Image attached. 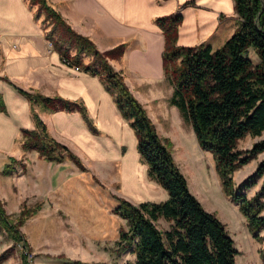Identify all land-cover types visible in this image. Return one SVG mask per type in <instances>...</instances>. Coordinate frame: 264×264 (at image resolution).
<instances>
[{"label": "crops", "instance_id": "0c3cea01", "mask_svg": "<svg viewBox=\"0 0 264 264\" xmlns=\"http://www.w3.org/2000/svg\"><path fill=\"white\" fill-rule=\"evenodd\" d=\"M48 2L74 30L93 40L100 51L126 45L124 55L112 59L111 64L124 76L130 90L148 110L157 127L155 114L166 121L174 115L181 124L176 106L171 104L174 86L165 75V35L157 19L181 15L183 22L178 45L192 47L205 44L214 50L232 37L241 22L235 0ZM46 34L44 18H38V6L30 0H0V98L4 105L3 109L0 108L1 161L11 157L25 165V192L47 201L41 214L42 230L47 232L46 229L57 225L63 238L60 250L73 258L83 256L80 258L93 263L135 262L136 255L130 251L116 255L121 230L127 227L125 219L112 212L108 217L106 213L99 212L76 213L70 207L75 198L79 167L70 159L48 161L38 151L27 152L22 146V132L36 129L37 113L51 136L79 157L100 159L110 168L118 163L122 168L120 177L126 184L123 195L129 201L139 204L168 199L165 189L149 176L148 166L140 163L142 158L136 132L122 116L104 77L87 71L83 66L77 71L76 64L66 63ZM252 53L257 55L253 49L251 58ZM92 59L83 55L85 64ZM257 59L255 63L260 62V58ZM31 94L77 102L86 108L88 120L78 110L51 111L42 104H36L34 108ZM14 172H17L16 168ZM128 172L135 176L133 183L128 181ZM10 178L13 181L19 177ZM148 193L157 198H148ZM50 202L56 203V208H60L57 203L64 202L68 210L53 209ZM108 229H113L111 234L116 235L110 248H100L88 236H107Z\"/></svg>", "mask_w": 264, "mask_h": 264}, {"label": "trees", "instance_id": "16d2710c", "mask_svg": "<svg viewBox=\"0 0 264 264\" xmlns=\"http://www.w3.org/2000/svg\"><path fill=\"white\" fill-rule=\"evenodd\" d=\"M241 22L239 28L219 49L205 44L178 45L179 29L183 17L172 14L157 19L165 35L164 70L173 84L171 104L178 107L184 119L191 124L200 147L210 152L216 163L223 191L227 198L239 206L247 220L253 238L262 241L264 230V182L256 196L249 198L246 191L255 187L264 176V160L255 174L238 188L236 171L264 152V140L250 149L239 144L248 136L264 133V9L261 0H235ZM38 6V18L44 14L47 39L64 61L83 66L87 71L101 74L112 93L122 116L136 132L138 149L148 166L149 176L168 192L162 202L146 201L135 204L119 198L114 213L126 220L117 242V254L130 251L135 262L127 264H238L240 254L226 224L209 212L192 193L188 179L173 155V143L163 138L145 106L134 96L125 78L111 64L126 50L122 44L102 52L89 37L78 33L48 0H30ZM50 28V30L48 29ZM260 58L255 63L251 50ZM83 55L91 56L85 64ZM33 106L51 111H80L88 120L86 108L60 97L31 94ZM0 108H4L0 98ZM36 129L23 130L22 146L25 151H38L51 162L72 160L86 170L83 160L66 145L54 139L47 125L35 113ZM17 163L16 158H11ZM14 171L7 165L5 173ZM39 207L25 208L15 217L9 214L0 200V234H6L14 245L0 255V264L8 260L21 244L26 251L22 264L30 263L33 249L22 228ZM169 221L170 228L159 227L161 220ZM264 259V250H262ZM70 264H87L81 261ZM90 264V263H88Z\"/></svg>", "mask_w": 264, "mask_h": 264}, {"label": "rangeland", "instance_id": "374dc122", "mask_svg": "<svg viewBox=\"0 0 264 264\" xmlns=\"http://www.w3.org/2000/svg\"><path fill=\"white\" fill-rule=\"evenodd\" d=\"M44 17L45 15L41 14L40 19ZM48 29L50 30V28ZM252 54L254 62H257V55L255 53ZM176 110L180 116L181 124L178 123L174 115L169 121H166V119L160 117V115L158 116V114H155L159 128L156 127L163 138L173 143L172 149L174 158L188 179L192 193L202 202L209 212L217 214L226 224L231 237L235 240L236 248L240 252L237 256L238 264H264V259L262 257V250H264V230L261 232V236L263 237L261 242L253 238L248 230L247 220L240 212L239 206L232 203L223 191L213 155L199 147L198 140L191 124L184 119L179 108L176 107ZM262 140H264V133L259 137L248 136L240 142L239 148L250 149L255 143ZM80 157L86 165V170L78 168L79 173L76 175L75 198L70 207L76 213L81 214L84 212H99L106 213V217H108L110 212L114 214L115 208L119 205V198H126L123 195V189L126 187V184L120 177L121 166L117 163L110 168L108 164L101 162L100 159H89L83 155H80ZM130 157L133 158V156ZM1 159L2 158H0V200L5 203L8 213L17 217L25 208L34 210L39 207V210L27 220L22 228L33 249L29 256L30 263L70 264L71 262L81 261L87 264H105L103 262L93 263L80 258L83 256L73 258L68 255V253H64L60 250L63 238L57 225H54L50 229L45 228L47 232H43L42 230L43 221H41V214L42 209L47 205V201H43L40 197L34 198L25 192L23 185L25 165L20 160L17 161V163L13 162L11 157L3 161H1ZM140 160L143 166L147 165L144 160ZM263 160L264 152L259 154L258 157L249 164L235 172L234 181L237 188L249 176L256 173L259 164ZM255 161H257V165H255ZM10 164L13 166L14 171L15 168L17 169V172L13 171L10 174H6L5 168ZM15 175H18L19 178L11 181L10 177L13 176L14 178ZM263 182L264 176L261 177L255 187L246 191L249 198L256 196L261 190ZM148 198H157V196L148 193ZM57 204L60 208L55 207L56 203L50 202V206L53 209L68 210L66 203L60 202ZM115 220H117L116 217ZM170 224L169 221L164 219L158 222L159 227L164 230L169 229ZM111 231H113V229H108L107 236H100L99 234H89L88 236L91 237L100 248H110V245L113 244L116 239V235L111 234ZM82 234H85V232L83 231ZM13 245L14 241L6 234H0V255ZM25 251L26 249L21 244L17 245L14 254L3 264H22V255Z\"/></svg>", "mask_w": 264, "mask_h": 264}, {"label": "bare ground", "instance_id": "6f19581e", "mask_svg": "<svg viewBox=\"0 0 264 264\" xmlns=\"http://www.w3.org/2000/svg\"><path fill=\"white\" fill-rule=\"evenodd\" d=\"M130 163H132V162H130ZM127 177H128V179H129L128 181H129L130 183H133V182H134L135 176H134L131 172H128Z\"/></svg>", "mask_w": 264, "mask_h": 264}, {"label": "built area", "instance_id": "2783aa9c", "mask_svg": "<svg viewBox=\"0 0 264 264\" xmlns=\"http://www.w3.org/2000/svg\"><path fill=\"white\" fill-rule=\"evenodd\" d=\"M262 1V4H263V9H264V0H261ZM75 69L77 70V71H79V70H81V67L80 66H75Z\"/></svg>", "mask_w": 264, "mask_h": 264}]
</instances>
